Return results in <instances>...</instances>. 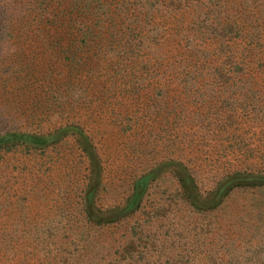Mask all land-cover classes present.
<instances>
[{
  "label": "rangeland",
  "instance_id": "rangeland-1",
  "mask_svg": "<svg viewBox=\"0 0 264 264\" xmlns=\"http://www.w3.org/2000/svg\"><path fill=\"white\" fill-rule=\"evenodd\" d=\"M74 1L0 0V264H264V0Z\"/></svg>",
  "mask_w": 264,
  "mask_h": 264
},
{
  "label": "trees",
  "instance_id": "trees-1",
  "mask_svg": "<svg viewBox=\"0 0 264 264\" xmlns=\"http://www.w3.org/2000/svg\"><path fill=\"white\" fill-rule=\"evenodd\" d=\"M80 1L81 0H78V2L77 1H74L73 2L74 9H73V12L71 14L76 13V17H80L81 14H82L81 10L76 9L79 6L81 7L82 1L81 2ZM157 1H159L163 5L166 4L167 7H176V9H179L181 3L184 2V1L186 2V4H189V3L192 4L193 1H195L196 3L201 4V1H199V0H156V2H154L152 0H149V1H147V3H148V8H149V11L150 12L151 11H155V9H156V3H158ZM77 5H79V6H77ZM244 5H247V3L244 4ZM88 6H89V2L87 3V6L86 7H88ZM202 6H204V4H202ZM211 6H207V8L208 7H211ZM240 10L244 12L245 11V8L242 6V7H240ZM66 25H67V23H66ZM67 27L69 28V25ZM203 57H205V56H203ZM16 141H19V142L20 141H24V142H28V143H32V144H36V145H44V143H48V141L47 140H44L43 138L31 137V136H25V135H11V136H7L4 139L0 140V145L6 144V143H10V142H16ZM151 177L152 176H147L146 178L142 179L137 184V186H136V192H137V198H136V200H138L145 193L147 184H148L149 180L151 179ZM241 181H245V182L254 181V182L261 183L264 180H263V178H258V179L245 178V179H242ZM132 208H133V206H131L129 209H132Z\"/></svg>",
  "mask_w": 264,
  "mask_h": 264
}]
</instances>
